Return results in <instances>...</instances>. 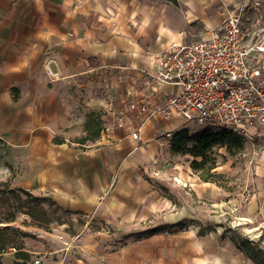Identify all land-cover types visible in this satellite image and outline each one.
Listing matches in <instances>:
<instances>
[{"label": "crops", "instance_id": "crops-1", "mask_svg": "<svg viewBox=\"0 0 264 264\" xmlns=\"http://www.w3.org/2000/svg\"><path fill=\"white\" fill-rule=\"evenodd\" d=\"M226 1L235 8L236 0ZM221 8L217 0H0L5 179L69 213L91 211L115 173L156 154L157 136L182 125L178 117L151 119L138 148L125 131L105 135L109 92L137 90L156 54L208 38L184 41L206 11ZM91 119L99 132L82 144ZM260 163L264 174V151ZM258 193L264 198V189Z\"/></svg>", "mask_w": 264, "mask_h": 264}, {"label": "rangeland", "instance_id": "rangeland-1", "mask_svg": "<svg viewBox=\"0 0 264 264\" xmlns=\"http://www.w3.org/2000/svg\"><path fill=\"white\" fill-rule=\"evenodd\" d=\"M217 1L222 8L206 11V22H197L184 41L208 37L220 26L224 5L231 4ZM239 1L233 4L236 9L248 0ZM248 18V24L256 25L252 37L263 34L264 0ZM242 22L247 25L245 17ZM180 121L190 134L203 130L195 121ZM157 140L156 154L141 155L132 171L115 173L91 211L66 213L45 201L34 209L36 220L18 213L14 222L0 224L8 229L4 239L11 240L9 247L16 249H6L0 264H254L231 239L246 238L264 248V198L257 196L264 189V139L246 141L233 156L214 148L216 166L208 180L192 171L190 158L170 150V141ZM0 183L18 187L5 179L2 143ZM5 196L0 218L7 213ZM165 225L174 227L163 229ZM154 228L159 232L143 237ZM20 251L28 254L27 260Z\"/></svg>", "mask_w": 264, "mask_h": 264}, {"label": "built area", "instance_id": "built-area-1", "mask_svg": "<svg viewBox=\"0 0 264 264\" xmlns=\"http://www.w3.org/2000/svg\"><path fill=\"white\" fill-rule=\"evenodd\" d=\"M259 6V0H251L237 9L224 7L220 26L208 38L172 45L156 54L154 70L143 71L137 90L109 92L103 109V134L125 131V138L138 148L144 126L159 116L195 121L204 130H228L245 142L264 139V33L252 37L251 28L256 25L248 24V12ZM244 17L247 25L242 22ZM166 88L172 91L164 92ZM181 130L182 125L160 133L157 139L170 141Z\"/></svg>", "mask_w": 264, "mask_h": 264}, {"label": "trees", "instance_id": "trees-1", "mask_svg": "<svg viewBox=\"0 0 264 264\" xmlns=\"http://www.w3.org/2000/svg\"><path fill=\"white\" fill-rule=\"evenodd\" d=\"M87 136L82 139V144L87 140L93 142L99 129L94 119L85 125ZM245 141L237 134L228 130H202L195 134H190L186 129L175 132L170 139L169 147L173 153L187 156L190 158V168L193 172L199 174L203 180H208L212 175L211 171L216 166V159L212 155L214 148H224L228 155L233 156L244 150ZM2 204L6 205L7 213L5 217L0 218V224H9L15 221L18 213L28 215L36 220L34 209L40 207L41 202H49L51 205L61 209L53 201L49 199H41L34 197L31 192L21 188H8L6 183H0V201L3 196ZM24 197V198H23ZM10 200L14 202L10 203ZM41 208V207H40ZM63 212L69 211L61 209ZM177 226V225H175ZM174 227L173 225H165L163 229ZM160 229L154 228L143 233V237L152 236L159 232ZM8 232L7 228L0 227V258L5 250L10 248L11 240L4 239V234ZM231 242L254 264H264V248L255 241L246 238H232ZM20 258L25 261L28 254L20 251Z\"/></svg>", "mask_w": 264, "mask_h": 264}]
</instances>
